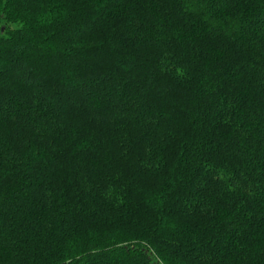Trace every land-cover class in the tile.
I'll list each match as a JSON object with an SVG mask.
<instances>
[{
	"label": "trees",
	"instance_id": "trees-1",
	"mask_svg": "<svg viewBox=\"0 0 264 264\" xmlns=\"http://www.w3.org/2000/svg\"><path fill=\"white\" fill-rule=\"evenodd\" d=\"M0 264H264V0H0Z\"/></svg>",
	"mask_w": 264,
	"mask_h": 264
}]
</instances>
